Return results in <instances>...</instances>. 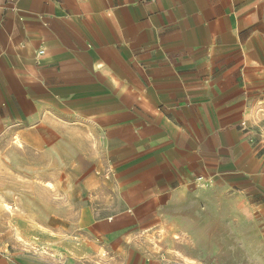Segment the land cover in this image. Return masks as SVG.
I'll list each match as a JSON object with an SVG mask.
<instances>
[{"label": "crops", "instance_id": "obj_1", "mask_svg": "<svg viewBox=\"0 0 264 264\" xmlns=\"http://www.w3.org/2000/svg\"><path fill=\"white\" fill-rule=\"evenodd\" d=\"M0 213V264H264V0H0Z\"/></svg>", "mask_w": 264, "mask_h": 264}, {"label": "rangeland", "instance_id": "obj_2", "mask_svg": "<svg viewBox=\"0 0 264 264\" xmlns=\"http://www.w3.org/2000/svg\"><path fill=\"white\" fill-rule=\"evenodd\" d=\"M11 216H14V214L11 213H0V236H2L4 239H11L14 237H19L21 236L22 238H24L23 236H25L26 238H28L30 235H32L34 232H38V231H46L48 230V228H44V227H36V228H10V227H5L6 224H11L10 223V219ZM57 228L59 229H64L63 226H58ZM24 241H26L27 239H23ZM37 244V243H36Z\"/></svg>", "mask_w": 264, "mask_h": 264}]
</instances>
